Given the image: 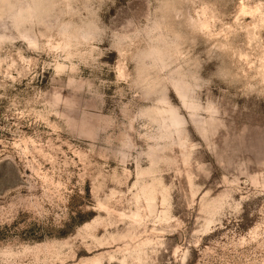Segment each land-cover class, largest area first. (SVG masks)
<instances>
[{"label":"rangeland","instance_id":"obj_1","mask_svg":"<svg viewBox=\"0 0 264 264\" xmlns=\"http://www.w3.org/2000/svg\"><path fill=\"white\" fill-rule=\"evenodd\" d=\"M0 264H264V0H0Z\"/></svg>","mask_w":264,"mask_h":264}]
</instances>
